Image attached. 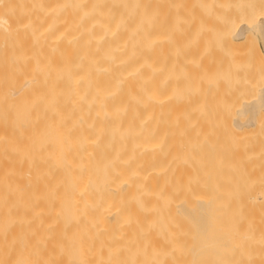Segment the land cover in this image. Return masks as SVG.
Masks as SVG:
<instances>
[{
	"label": "bare ground",
	"instance_id": "bare-ground-1",
	"mask_svg": "<svg viewBox=\"0 0 264 264\" xmlns=\"http://www.w3.org/2000/svg\"><path fill=\"white\" fill-rule=\"evenodd\" d=\"M229 2L0 0V264H264V88L224 95L212 57L264 35V0ZM216 91L250 115L210 117Z\"/></svg>",
	"mask_w": 264,
	"mask_h": 264
},
{
	"label": "rangeland",
	"instance_id": "rangeland-1",
	"mask_svg": "<svg viewBox=\"0 0 264 264\" xmlns=\"http://www.w3.org/2000/svg\"><path fill=\"white\" fill-rule=\"evenodd\" d=\"M245 1H246V0H243V1H242V0H240V1H239V0H235V1L233 0V2H234L236 5H238V4H244ZM243 2H244V3H243ZM234 3L232 4V3H231V0H230V2H229V4H230L231 6H234V5H235ZM222 6H223V5H222ZM220 9H221V8H220ZM218 11H220V10L218 9ZM221 11H222V10H221ZM221 11H220V12H221ZM220 12H217V13H219V14H217V13H216V14H217V15H220L223 11H222L221 13H220ZM223 14L226 15L225 11H224ZM221 15H222V14H221ZM215 17H216V16H215ZM215 17H214V19L217 20ZM217 17H219V16H217ZM220 17H221V16H220ZM223 17H224V16H222L221 18H223ZM221 18L219 19V21H220V20H221V21H225V19H224L225 17H224L223 19H221ZM214 19H213V20H214ZM221 21H220V22H221ZM215 22H216V21H215ZM215 22L212 21L213 25H214ZM223 23H224V22H223ZM222 25H224V24H222V22H221V24L219 23V25H216V27H219V30H220V28H222V27H221ZM224 26H225V25H224ZM213 27H214V26H213ZM214 28H215V27H214ZM223 29H224V27L222 28V30H223ZM222 30H221V31H222ZM215 32H216L217 34H220L219 32H217V30H215ZM255 32H256V34H254ZM255 32L252 33L253 35L251 34L253 37H252V36L248 37V41H247V39H241V40H239V39H235V38H229V36L223 35L222 33L220 34V37H217V39H216V41H220L219 38L222 37L220 43H219V42H215V41L213 40V41H214L213 44H214V43H215V44H220V45H217V46L214 45V48H217V49H215L216 51L220 49V50H219L220 52H217V54H216L217 57H216V55H215L216 51H215V53L212 52V54H213L212 57H214V60H215V58H216L215 61H217V59H219V56H220L219 53H223L222 55H224V57H225L224 60L222 61V63H221V61H217V63H220L221 66H222V64L224 63V64H223V68H222L221 66L217 65V63H216V68H220V67L222 68L221 71H220V69H217V70H219V72L216 71L217 74L220 75V77H219V75H217V74L215 75V77H217V80H219V78H220V80L223 78V80H222L223 82L227 80V81L224 82V83L221 81L222 84H221L220 82H219V84H217V85H219V86H223V89H224L223 94L225 93L224 95H226V91H225V88H224V87H225V86L227 87L228 85H229L228 88H231V89L233 88V90H236V89L240 90V88H241V89H244V88H245L246 90H249V87H248L249 84H248V83H250L249 81H250L252 78H257V79H256L257 82L255 81V82L257 83V86H259V84L262 83L261 85H262L263 88H264V83H263V82H264V66H263V65H264V62L262 63V61H263V59H264V35H263V33H262L260 30L255 31ZM260 35H261V36H260ZM213 37H216V35L213 36ZM213 37H212V38H213ZM227 37H228V39H227ZM224 39H225V41H223ZM230 39H231L232 41H234V45H235V46H237V45L239 44V43L237 44V42H240V41L242 42V41L244 40L242 43L245 42L244 44H246V45H244V44H240V46H242V49H241V47H240V50H238V51H240L239 55L241 54V55H240V56H241V59H242V58H243V59L247 58L250 62H252L251 64L248 62L247 59H245V60L242 59V60H241L240 58H238V60H237V58H236L237 62L239 63V64H237L236 60L233 59V58H235L233 54L238 53V52H236L235 50H237V49H239V48H237V47H236L237 49L234 48L235 46H232V45H231V42H232V41H231ZM207 40H208V39H207ZM228 41L230 42V44H229V45H230V51H231V47H232L233 49H235V50H233L234 53H231V52L229 51V49H227L226 46H228V45H226V42L229 43ZM221 42H222V45H223V46L226 45L225 47H226V50H227V51H226L225 49H223V46L221 45ZM224 42H225V44H224ZM205 43H206V42H205ZM208 43L210 44V41H208ZM248 43H250V44H248ZM209 44H208V45H209ZM213 44H210V45H213ZM247 44L250 45L248 48H246V47L248 46ZM243 45H244L245 47H244ZM215 46H216V47H215ZM219 46H221V48H220ZM212 47H213V46H212ZM225 47H224V48H225ZM228 47H229V46H228ZM238 47H239V46H238ZM244 48H246V49H244ZM251 48H252V50H250ZM221 49H222V50H221ZM259 49H260L261 51H260ZM244 50H246V54H244V53H245ZM258 50L261 52V54H262V53H263V54L260 55V52H259ZM223 51H224V52H223ZM233 51H232V52H233ZM242 51H243V52H242ZM228 52L231 53V55H229ZM247 52H249V56H251V59H249L250 57L248 56V53H247ZM224 53H225V54H224ZM258 53H259V55H258ZM225 55H228V56H227V62L225 61V60H226V56H225ZM236 55H237V54H236ZM236 55H235V56H236ZM242 55H245V56L243 57ZM252 55H253V56H252ZM260 56L263 57V58L261 59ZM212 57L209 56V58H210L209 60L212 59V62H213V58H212ZM228 57H229V58H228ZM230 57L232 58V60H234V64L232 63L233 61L231 60ZM252 57H254V59H255V57H256V59L258 58L259 60H256V59L254 60ZM220 58H221V56H220ZM222 59H223V58H222ZM222 59H221V60H222ZM209 60H208V61H209ZM228 60H231V62H230L231 64H230V65H227V64H229V61H228ZM246 60H247V62H246ZM239 61H240V62H239ZM253 61H254V62H253ZM210 62H211V61H210ZM212 62H211V64H212L211 66H212V68H213L214 71H215V68H214L215 66L213 67V65H215V64L212 63ZM255 62L257 63V66H256V63H255ZM225 63H226V65H227V67H226ZM242 63H243V64H242ZM259 63H260V65H259ZM236 64H237V65H236ZM241 64H242V65H241ZM245 64H246L247 66H246ZM248 64H250V65H248ZM253 64H254V65H253ZM235 65H236L237 67H235ZM217 66H219V67H217ZM229 66H231V69H230ZM241 66H243V67H245V68H242ZM234 67H235V68H234ZM248 67H249V69H248ZM253 67H255V68H258V67H259V70H258V69H255V68H253ZM227 68H228V69H227ZM232 68H233V70H232ZM239 68H240V69H239ZM246 68H247L248 70H247ZM251 68H253V69H251ZM260 68H262V69H260ZM229 69H230V71H232V74H230V73H231V72H230L229 75H227ZM236 69H237V70H236ZM241 69L243 70L242 72H245L244 74H243L242 72L240 73ZM250 69H251L252 71L254 70L253 73H252V71H251V73L253 74V77H252V75L250 74ZM227 70H228V71H227ZM260 70L263 71V72H262V74L260 73V78H259L258 75H259ZM222 71H223V72H222ZM234 71H235V72H234ZM236 71H237V72H236ZM248 71H249V72H248ZM256 71H258V72H256ZM220 73H221V74H220ZM222 73H224V74L222 75ZM234 73H235V76H234ZM237 73H238L239 76H240L241 74H243L244 78H243V77H242V78L238 77V76L236 75ZM239 73H240V74H239ZM255 73H257V76H256V77L254 76V75H256ZM226 75H227V76L233 75L234 78H233L232 76H230V77H232V78L228 77V78L226 79V77H224V76H226ZM221 77H222V78H221ZM236 77H238L239 79L237 78V80H236ZM251 77H252V78H251ZM229 78H230L229 83L231 82V85L228 83ZM258 78L260 79L259 81H258ZM261 78H262V79H261ZM215 79H216V78H215ZM243 79H244V80H243ZM249 79H250V80H249ZM220 80H219V81H220ZM241 80H243V81L241 82ZM233 81L235 82V84H236V82L240 81L241 84H240V83H237V84L235 85ZM244 81H245V83H243ZM251 81H253V80H251ZM260 81H261V82H260ZM232 82H233V85H234L235 88L233 87ZM258 82H259V83H258ZM225 83H227L228 85H225ZM253 83H254V81H253ZM246 84H247L248 86H247ZM250 84H251V83H250ZM224 85H225V86H224ZM237 85H238V87H237ZM240 85H241V86H240ZM261 85H260V87L262 88ZM239 86H240V87H239ZM236 87H237V88H236ZM253 87H254V85H253ZM255 87H256V86H255ZM263 88H262V89H263ZM221 89H222V87H221ZM221 89H220V90H221ZM216 90H217V89H216ZM220 90H219V91H220ZM233 90H232V91H233ZM249 91H250V90H249ZM250 92H253V91H250ZM255 92H256V94H255ZM255 92H254L255 95L252 96L250 100H253L252 102H255V104H257V106H258V107H255V108H254V110H256V111H255L256 113H255L254 117H255V119L257 118V119H256V121H257V122H256V126H257L258 124H260V125L262 126V127H260V125H258V127H259L258 131L261 132V131H264V123H263V122H264V120H263V119H264V113H263V111H264V110H263V109H264V94L261 93V92H258V91H255ZM214 93H215V92H214ZM247 93H249V92H247ZM216 94L219 95V96H216V97H217V98H220V99H221V102H215L217 98H216L215 96L212 95V96H213L212 99L207 98L206 101H204L205 99L203 100L206 104H209V106L205 105L204 102H203V104H204L205 106L203 105V108H201L202 106L200 107L201 110H208V111H210V112H209V113H210L209 115H212L213 113H214L215 115H217V116H215V115L213 116V115H212V116H210V117H213V118L215 117V118H217V119H219V118L221 117L222 119H224V117H222V114H221V113H222V112H223V114L225 113L224 110H225L226 107H227V110L230 111L231 114L227 111V112H226L227 114H225V115H228V113H229V114H230L231 116H233V117H238V118L240 117V119H241V118L244 119L245 117L247 118V117L250 115L249 112H246V113L244 112V113H243L242 110H237L238 106H236V105H235V108H234V107H233V105H234L233 103H234V102L231 101V103H230V99H228L227 101H226V98H225V99H222L221 97H222V96L224 97V95H220V94H222V92H217V91H216ZM216 94H214V95H216ZM236 94H237V93H236ZM250 94H251V93H250ZM250 94H249V97H250ZM251 95H253V94H251ZM208 97H209V96H208ZM234 97H235V96H234ZM214 98H216V99H214ZM232 98H233V97H232ZM232 98H231V99H232ZM213 99H214V101H213ZM208 100H210V101L208 102ZM211 100H212L213 102L216 103V104H215L216 107L214 106V104H213V102H212ZM236 100H237V99H236ZM256 100H257L258 102H257ZM217 101H220V100H217ZM237 101H238V100H237ZM222 102H223V104H219V103H222ZM224 102H226V103H224ZM235 102H236V101H235ZM217 104H219V105H217ZM225 104H227V105L225 106ZM232 104H233V105H232ZM235 104H236V103H235ZM212 105H213L214 107H213ZM220 105H223V106H220ZM231 105H232V107H231ZM199 106H200V105H199ZM211 106H212V108H215V109H214V110L211 109V108H210ZM217 106H219V108H217ZM229 106H230L231 108H228ZM205 107H206V108L208 107V108L206 109ZM222 107H224V108L222 109ZM216 108H217V110H219V111L221 112V113H220L221 116L219 115V111H217V112L215 111ZM221 109H222L223 111H222ZM231 109H232V110H231ZM212 110H213L214 112H213ZM261 110H262V112H261ZM211 111H212V112H211ZM225 111H226V110H225ZM233 111L235 112V115H234ZM215 112H216V113H215ZM236 112H237V113H236ZM211 113H212V114H211ZM247 113H248V114H247ZM258 113H259V114H258ZM262 113H263V115H262ZM257 114H258V115H257ZM209 115L207 114V115H205V117H206V116L209 117ZM230 115H229V116H226V117L229 118ZM203 116H204V115H203ZM223 116H224V115H223ZM259 116H261V118H260ZM226 117H225V118H226ZM258 117H259V118H258ZM262 117H263V118H262ZM215 118H214V119H215ZM230 118H231V117H230ZM246 118H245V119H246ZM220 120H221V119H220ZM262 120H263V121H262ZM261 121H262V122H261ZM261 123H262V124H261ZM218 125H219V123H217V126H218ZM258 127H257V128H258ZM257 128H256V130H257ZM260 128H261V129L263 128V130H260ZM216 132L219 133V131H216ZM261 134H262V133H261ZM217 135L220 136V134H217ZM263 135H264V132H263ZM223 136H224V135H223ZM230 139H231V138H230ZM226 140H227L228 143H229V144H227V146H229V145L231 146V142H233L232 144H234V140H235V139L232 138V139H231L232 141H231V140H228V139H226ZM229 141H231V142H229ZM238 142H240V141H239L238 139H236V140H235V145H234L235 148L237 147V143H238ZM240 144H241V145H240ZM242 144H243V143H238V145H240L241 147L244 146V145H242ZM244 144H245V143H244ZM237 148H239V147H237ZM227 151H228V148H227L226 146H225V147H222V148L220 149V153L218 154V156H221V157H223V159H226V161H225L224 163H228L229 165H233V166L238 167V168H239V169H238V173H239L240 175L246 174V173H247V170H246L245 168H246V166H247V162L244 164L243 161H242V159L240 158V155H238V154H236V153H229V154H228ZM242 168H243V169H242ZM234 171H235V170H234ZM235 172H236V171H235ZM189 228H190V231L192 232L193 235H195V234H196V235H200V234H199V231H198L194 226H192L191 224H190V227H189ZM177 253H178V254H177V255H178V256H177L178 262H177V263H173V264H193L192 259H195V258H193V255H191L188 251H183V252H182V251H177ZM179 253H180V254H179ZM213 254H214V251H213ZM204 255H205V254H203L202 256H204ZM218 255H219V258H222V257H221V252H220V251H219ZM224 258H227L226 260H224L225 264H231L232 261H231L230 258H232V257H224ZM138 260H139L138 264H157L156 262H154L151 258H149V257H147V256H145V257L140 256V258H139ZM168 264H170V262H169Z\"/></svg>",
	"mask_w": 264,
	"mask_h": 264
}]
</instances>
